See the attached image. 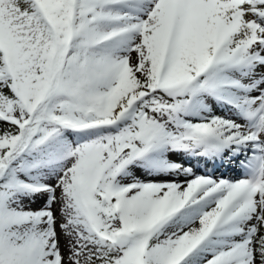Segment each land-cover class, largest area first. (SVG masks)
I'll list each match as a JSON object with an SVG mask.
<instances>
[{"label":"snow or ice","instance_id":"obj_1","mask_svg":"<svg viewBox=\"0 0 264 264\" xmlns=\"http://www.w3.org/2000/svg\"><path fill=\"white\" fill-rule=\"evenodd\" d=\"M0 264H264V0H0Z\"/></svg>","mask_w":264,"mask_h":264},{"label":"bare ground","instance_id":"obj_2","mask_svg":"<svg viewBox=\"0 0 264 264\" xmlns=\"http://www.w3.org/2000/svg\"><path fill=\"white\" fill-rule=\"evenodd\" d=\"M221 171L224 172L223 169ZM224 174H225V177L236 178L237 175H239L240 173H239V170H235V171L228 170V171L224 172ZM216 175L219 176L220 172L216 173Z\"/></svg>","mask_w":264,"mask_h":264},{"label":"rangeland","instance_id":"obj_3","mask_svg":"<svg viewBox=\"0 0 264 264\" xmlns=\"http://www.w3.org/2000/svg\"><path fill=\"white\" fill-rule=\"evenodd\" d=\"M239 175H237V177H238ZM226 178H229V177H226Z\"/></svg>","mask_w":264,"mask_h":264}]
</instances>
